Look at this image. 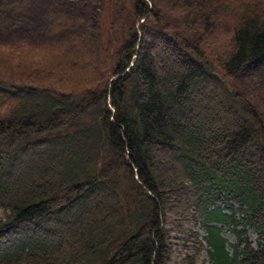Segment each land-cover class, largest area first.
<instances>
[{"label": "trees", "instance_id": "16d2710c", "mask_svg": "<svg viewBox=\"0 0 264 264\" xmlns=\"http://www.w3.org/2000/svg\"><path fill=\"white\" fill-rule=\"evenodd\" d=\"M127 1L119 45L88 21L90 65L0 50V264H264V0L174 1L184 29L230 26L223 64ZM245 68L255 104L229 82Z\"/></svg>", "mask_w": 264, "mask_h": 264}, {"label": "rangeland", "instance_id": "374dc122", "mask_svg": "<svg viewBox=\"0 0 264 264\" xmlns=\"http://www.w3.org/2000/svg\"><path fill=\"white\" fill-rule=\"evenodd\" d=\"M8 1L0 0L3 4ZM174 1H152V6L160 12V24L168 31L175 32L181 37L187 36L186 39L193 44L200 45L211 60L223 64L233 51L230 42L232 33L230 26L223 21H216L205 31L203 23L197 24L195 31L184 29L183 21L173 9ZM25 3L18 9L6 12L4 16L0 15V50L24 44L34 46V44L43 42L45 45L53 47L65 46L66 52H75V55L87 62L90 53L88 41L91 32L88 29V21L95 18L101 38L104 39L107 36L106 44L116 46L122 41L119 27L130 17L128 14L130 5L127 0H27ZM49 10L57 14L46 23ZM16 11L18 12L16 13ZM111 19L113 24H111ZM151 24L155 25L154 22ZM155 28L149 29V35L158 30L157 27ZM87 64L90 65V62ZM13 66L15 67L16 64ZM4 73V70L0 71V75ZM6 74L8 75V73ZM255 81L252 70L245 68L229 82L241 92L245 99L251 104H255L257 101L254 92ZM194 230L201 235L198 227ZM222 237L229 243L235 242L234 235L226 228L222 231ZM247 237L250 241H255V236L252 233H248ZM173 243L178 251L181 250L182 242L173 239ZM206 259V253L203 251L200 253L199 263L202 260L206 262ZM179 261L180 259L175 257L171 264H178Z\"/></svg>", "mask_w": 264, "mask_h": 264}]
</instances>
